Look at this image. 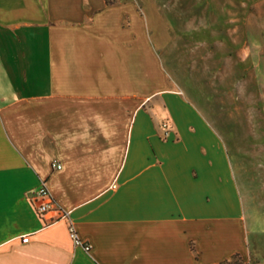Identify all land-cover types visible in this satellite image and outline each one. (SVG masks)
I'll return each instance as SVG.
<instances>
[{"label":"crops","instance_id":"1","mask_svg":"<svg viewBox=\"0 0 264 264\" xmlns=\"http://www.w3.org/2000/svg\"><path fill=\"white\" fill-rule=\"evenodd\" d=\"M202 1L0 0V264L250 259L224 122L182 83ZM41 181L70 219L39 214Z\"/></svg>","mask_w":264,"mask_h":264},{"label":"rangeland","instance_id":"2","mask_svg":"<svg viewBox=\"0 0 264 264\" xmlns=\"http://www.w3.org/2000/svg\"><path fill=\"white\" fill-rule=\"evenodd\" d=\"M201 6L211 12L197 15L202 29L181 31L183 51L191 52L193 69L192 76L182 72V83L210 118L224 122L239 172L236 179L250 247V259L243 262L264 264V54L254 41L255 24L261 21L264 27V0H203ZM244 50L247 72L237 68ZM187 58L189 54L184 65ZM231 264L243 263L235 259Z\"/></svg>","mask_w":264,"mask_h":264},{"label":"built area","instance_id":"3","mask_svg":"<svg viewBox=\"0 0 264 264\" xmlns=\"http://www.w3.org/2000/svg\"><path fill=\"white\" fill-rule=\"evenodd\" d=\"M166 133H168L169 130V126L168 123L165 122L163 124ZM53 166L55 168H61V164L59 162H54ZM38 195H40L41 197L44 198V201L38 206V212L41 215H44L52 210H60L61 216L60 218H65V219H70V211L63 209L55 200V198L53 197L46 181H41L40 186L38 188ZM70 236L74 241V244L77 246H81L83 247L86 251H90L91 250V244L87 241H84L79 234L77 233L76 229L74 228V226L71 224L70 225ZM30 238L29 235L26 234L22 237V241L27 243L29 242Z\"/></svg>","mask_w":264,"mask_h":264},{"label":"trees","instance_id":"4","mask_svg":"<svg viewBox=\"0 0 264 264\" xmlns=\"http://www.w3.org/2000/svg\"><path fill=\"white\" fill-rule=\"evenodd\" d=\"M107 2H108L109 4H113V3L116 2V0H107ZM235 259L240 260V262L244 264V262H243V258H242V256H241L240 254H235V255H233V256L231 257V259H229V260H225V261H223V262H221V263H219V264H231L232 261L235 260Z\"/></svg>","mask_w":264,"mask_h":264}]
</instances>
